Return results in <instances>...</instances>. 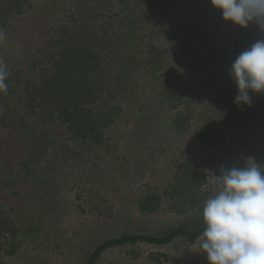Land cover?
<instances>
[{
  "label": "rangeland",
  "instance_id": "1",
  "mask_svg": "<svg viewBox=\"0 0 264 264\" xmlns=\"http://www.w3.org/2000/svg\"><path fill=\"white\" fill-rule=\"evenodd\" d=\"M22 3L0 25L10 89L0 112V219L17 229L0 238V264H86L108 240L195 231L222 167L248 157L264 165V94L238 108L229 78L240 52L264 39L256 26L226 24L210 0ZM82 28L107 48L104 72L133 57L122 92L93 93L85 106L95 141L75 139L50 107L31 111L37 101L27 106L23 90L59 58L62 32ZM198 238L108 247L95 264H208Z\"/></svg>",
  "mask_w": 264,
  "mask_h": 264
},
{
  "label": "clouds",
  "instance_id": "2",
  "mask_svg": "<svg viewBox=\"0 0 264 264\" xmlns=\"http://www.w3.org/2000/svg\"><path fill=\"white\" fill-rule=\"evenodd\" d=\"M226 24L264 33V0H210ZM9 73L0 64V93L8 90ZM229 78L237 89L236 107L251 106L252 96L264 94V39L235 58ZM217 194L202 210L204 230L198 238L208 264H264V165L252 157L243 166L222 167Z\"/></svg>",
  "mask_w": 264,
  "mask_h": 264
},
{
  "label": "trees",
  "instance_id": "3",
  "mask_svg": "<svg viewBox=\"0 0 264 264\" xmlns=\"http://www.w3.org/2000/svg\"><path fill=\"white\" fill-rule=\"evenodd\" d=\"M22 1L0 0V25L2 27L5 26L4 21L8 16H15L20 12ZM70 32L69 35H66L63 31L62 35L56 40L59 58L49 59V69L45 71L46 74L38 82L31 79L24 81L23 90L27 95V106H31L33 102L37 101L36 105H32L31 111L42 106L50 107L66 123L75 139H92L95 141L97 136L93 133V128L84 125L83 122L84 117L91 113V109H85V106L93 102L92 99L95 98L93 93H98V96H100L105 91L109 97H113L122 92V88H120L122 83L119 78L123 76L122 72L124 73L132 67L133 57L123 55L118 60V64L114 65L116 69L113 74L111 71L104 72L101 66L103 60H106L109 54L103 53L107 48L97 40L95 33L93 31L86 33L84 28L80 29L79 33ZM88 34L91 35L88 36ZM111 49L112 46L110 45L108 50ZM111 52H114V49ZM111 64L114 63L110 61L107 66L109 67ZM108 73L110 77H108ZM9 105L4 93H0V112L7 111ZM187 175L193 182L190 183L192 186L196 178H192L191 174L187 173ZM141 208L144 210L146 205L143 204ZM189 208H195V203ZM153 210L154 207L149 209V211ZM4 221L0 219V238L5 235L14 237L17 229L14 227L10 229ZM3 226H6V228ZM203 230L204 227H199L195 231L177 228L169 231L163 237L131 235L108 240L91 253L86 264H95L101 253L108 247L121 246L125 243L144 242L165 245L177 237H183L187 244H192L203 233Z\"/></svg>",
  "mask_w": 264,
  "mask_h": 264
}]
</instances>
